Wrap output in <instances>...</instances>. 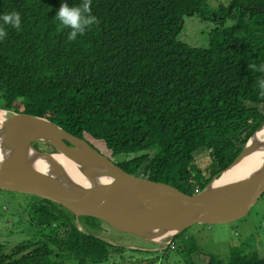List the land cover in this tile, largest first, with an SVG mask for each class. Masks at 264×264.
I'll use <instances>...</instances> for the list:
<instances>
[{
	"label": "trees",
	"instance_id": "1",
	"mask_svg": "<svg viewBox=\"0 0 264 264\" xmlns=\"http://www.w3.org/2000/svg\"><path fill=\"white\" fill-rule=\"evenodd\" d=\"M207 2L91 0L98 23L67 41L68 29L55 18L61 0H0V14L15 11L21 19L19 30L4 26L0 40V108L47 118L93 146L86 135L102 140L113 157L135 155L116 162L127 172L195 194L264 119L255 85L264 63V0H230L215 11ZM194 14L218 25L207 47L178 38L184 16ZM204 153L207 170L194 164ZM22 194L35 201L16 202L13 214L25 215L31 234L0 241V264H159L180 236L159 256L134 254L79 229L61 204ZM187 242V264H264L256 251L237 249L223 260Z\"/></svg>",
	"mask_w": 264,
	"mask_h": 264
},
{
	"label": "water",
	"instance_id": "2",
	"mask_svg": "<svg viewBox=\"0 0 264 264\" xmlns=\"http://www.w3.org/2000/svg\"><path fill=\"white\" fill-rule=\"evenodd\" d=\"M0 109L6 112L0 122V189L49 199L76 219L95 217L144 241L166 247L195 223L237 220L264 193V155L236 181L214 184L245 157L264 150V140L258 139L264 119L229 166L189 195L168 183L127 172L87 139L47 118ZM34 142L48 143L52 150L37 148ZM55 153L75 165L85 184L70 174Z\"/></svg>",
	"mask_w": 264,
	"mask_h": 264
},
{
	"label": "rangeland",
	"instance_id": "3",
	"mask_svg": "<svg viewBox=\"0 0 264 264\" xmlns=\"http://www.w3.org/2000/svg\"><path fill=\"white\" fill-rule=\"evenodd\" d=\"M229 2L230 0H208L207 8L215 11L219 6L228 5ZM231 23L232 21L228 20L225 25ZM217 26L213 20L202 18L197 14L186 15L183 18L182 29L178 38L191 46L207 47L210 42V34ZM86 137L114 162H121L135 156L133 154L128 156L120 154L113 157L102 140L94 139L90 135H86ZM210 161V155L204 153L196 159L194 164L207 170ZM31 199L32 202L35 201L30 195L22 194V192H0V217H2L0 218V241L4 242L13 237H15V240L23 239L31 234L27 231L29 225L25 221V215L23 213L13 214L16 210V202L22 200H28L29 202ZM4 205L8 206V210L2 209ZM76 224L84 229V232L94 234L112 244L124 246L126 250L134 254L135 251L144 249L154 251L159 256L160 252L165 250L164 246L150 245L130 233L119 232L100 220L80 217L76 220ZM181 234L175 240V247L171 245V248L165 250L164 254L161 253L159 264H187L182 250L186 241L189 245L195 244L198 251L214 255L223 260L228 259L233 251L237 249L243 253L256 251L264 256V193L250 211L237 220L227 223H195L186 228ZM129 251H126V253L130 254Z\"/></svg>",
	"mask_w": 264,
	"mask_h": 264
},
{
	"label": "clouds",
	"instance_id": "4",
	"mask_svg": "<svg viewBox=\"0 0 264 264\" xmlns=\"http://www.w3.org/2000/svg\"><path fill=\"white\" fill-rule=\"evenodd\" d=\"M91 0H80L78 4L69 6L65 0H61L59 8L55 12V18L58 20L62 28L68 29L66 33L67 41H75L79 35H83L85 31L92 25L98 23L97 17L91 12ZM4 26H11L17 30L21 27V19L19 13L13 11L0 14V40L6 35ZM262 75L255 80L256 88L261 96H264V63L259 66Z\"/></svg>",
	"mask_w": 264,
	"mask_h": 264
},
{
	"label": "bare ground",
	"instance_id": "5",
	"mask_svg": "<svg viewBox=\"0 0 264 264\" xmlns=\"http://www.w3.org/2000/svg\"><path fill=\"white\" fill-rule=\"evenodd\" d=\"M5 116L6 112L0 109V122L5 119ZM258 139L264 140V128L258 133ZM263 155L264 150L259 149L251 155L245 157L243 161L239 162L236 166H233L229 170H227L222 176V178L215 181L214 184L221 185L236 181L238 178L245 175L248 170L257 166L258 162L261 161V159L263 158ZM55 157L66 167V169L70 172V174H72V176H74V178H76V180L85 184L84 179L77 171L75 165L70 160L62 156V154L56 155L55 153Z\"/></svg>",
	"mask_w": 264,
	"mask_h": 264
}]
</instances>
